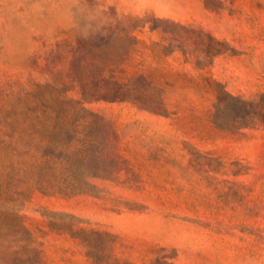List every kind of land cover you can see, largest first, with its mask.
<instances>
[{"label":"rangeland","instance_id":"rangeland-1","mask_svg":"<svg viewBox=\"0 0 264 264\" xmlns=\"http://www.w3.org/2000/svg\"><path fill=\"white\" fill-rule=\"evenodd\" d=\"M0 264H264V0H0Z\"/></svg>","mask_w":264,"mask_h":264}]
</instances>
